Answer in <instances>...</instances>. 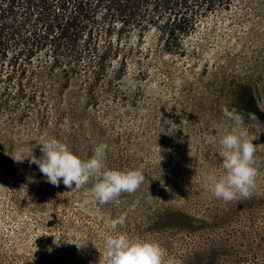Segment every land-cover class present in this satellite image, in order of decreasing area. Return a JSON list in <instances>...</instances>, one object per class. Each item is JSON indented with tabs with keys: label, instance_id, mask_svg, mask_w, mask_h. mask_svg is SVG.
Wrapping results in <instances>:
<instances>
[{
	"label": "rangeland",
	"instance_id": "rangeland-1",
	"mask_svg": "<svg viewBox=\"0 0 264 264\" xmlns=\"http://www.w3.org/2000/svg\"><path fill=\"white\" fill-rule=\"evenodd\" d=\"M184 46L186 56L166 58L170 68L141 91L102 95L107 115L84 133H69L64 119L41 130L48 121L25 117L9 90L0 97V264H102L104 238L115 233L157 243L162 264L264 263V122L244 121L256 146L247 197L218 199L206 179L222 174L218 140L233 127L223 110H236L242 86L264 111V0H233ZM51 137L81 159L103 142L108 168L145 180L104 204L90 199L92 180L54 186L30 162Z\"/></svg>",
	"mask_w": 264,
	"mask_h": 264
},
{
	"label": "trees",
	"instance_id": "trees-1",
	"mask_svg": "<svg viewBox=\"0 0 264 264\" xmlns=\"http://www.w3.org/2000/svg\"><path fill=\"white\" fill-rule=\"evenodd\" d=\"M233 0H0V97L25 117L64 119L69 133L107 115L112 100L139 90L186 56L184 41ZM244 121L264 122L246 85L236 94ZM44 125V126H43ZM264 264V263H263Z\"/></svg>",
	"mask_w": 264,
	"mask_h": 264
},
{
	"label": "clouds",
	"instance_id": "clouds-1",
	"mask_svg": "<svg viewBox=\"0 0 264 264\" xmlns=\"http://www.w3.org/2000/svg\"><path fill=\"white\" fill-rule=\"evenodd\" d=\"M225 118L233 122L218 140L222 174L209 173L206 179L214 197L231 201L237 195L247 197L254 187L256 168L254 152L256 146L244 127V118L235 109L223 110ZM41 156L30 159L38 166L45 181L59 186L63 183L70 189H79L94 181L90 188V199L104 204L117 200L122 192L132 193L145 180L137 169L116 170L106 166L108 145L101 142L94 146L87 159H81L69 147L55 137L39 144ZM15 161H20L18 156ZM73 184L75 187L73 188ZM123 217L112 221L115 227L123 223ZM106 258L102 264H162V252L157 243L146 240H131L123 233L107 234L104 238Z\"/></svg>",
	"mask_w": 264,
	"mask_h": 264
}]
</instances>
